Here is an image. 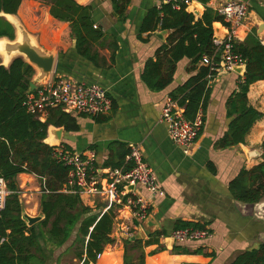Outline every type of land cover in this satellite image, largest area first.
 Wrapping results in <instances>:
<instances>
[{
  "label": "crops",
  "instance_id": "crops-1",
  "mask_svg": "<svg viewBox=\"0 0 264 264\" xmlns=\"http://www.w3.org/2000/svg\"><path fill=\"white\" fill-rule=\"evenodd\" d=\"M25 1L27 5L34 2ZM225 1L210 0L207 6L218 11ZM233 1L250 4L249 16L238 30L240 41L244 42L253 30L258 29L256 16L264 20V0ZM76 2L92 6L95 26L104 34L102 39L93 43V51L98 52L109 65L98 66L79 55L69 24L53 20L45 29L46 33H51L50 37L46 35L40 40L46 50L56 52L51 79L65 76L78 83L105 87L112 100V110L98 118L69 114L77 117L79 131L69 133L73 136L72 141H62L61 144L79 153L95 151V167L99 174L112 169L106 164H116L132 144H139L166 194L153 200L149 221L146 219L139 223L128 211L116 214L112 235L115 242L105 248L96 264H124V240L128 239L123 235L136 236L140 227L147 235L144 240L161 232L160 243L145 248V264H231L240 254L258 248L264 243V197L255 205L242 204L234 200L229 186L242 169L251 170L264 162V117L254 124L244 144L227 149L216 148V143L229 131L232 119L228 117L227 103L238 90L242 76L231 72L220 75L212 84L210 98L200 109L204 126L193 151L185 154L170 139L168 128L160 117L166 99L196 76L197 71L188 72L190 61L183 59L177 65L173 82L158 92L151 91L142 79L146 63L156 61L158 51L170 35V32H164V37L160 38L155 32L141 34L145 19L157 7L156 2L130 0L124 20L114 12L111 0ZM192 2L199 4L202 18L204 5L198 0ZM31 14L26 12V17ZM214 27L224 31L221 23H216ZM248 99L249 106L264 115V81L250 87ZM50 139L48 135L45 141ZM249 154L254 158H249ZM25 178L30 183L37 179L33 175L21 174L17 181ZM41 190H36L40 196ZM142 193L147 196L145 191ZM40 202L41 197L36 209H39ZM89 208L94 213L108 211L106 204L99 199ZM179 222L200 224L211 237L175 243L171 247L166 244V239L176 231ZM75 238L76 233L63 247L54 251L52 260L46 264H82L74 255V250L68 251ZM175 247L190 252H174ZM69 252L73 254L69 255ZM68 256H73L71 261L65 260Z\"/></svg>",
  "mask_w": 264,
  "mask_h": 264
},
{
  "label": "trees",
  "instance_id": "trees-1",
  "mask_svg": "<svg viewBox=\"0 0 264 264\" xmlns=\"http://www.w3.org/2000/svg\"><path fill=\"white\" fill-rule=\"evenodd\" d=\"M24 1L0 0V40H15V29L2 14L20 16ZM32 1L49 9L48 24L53 20L69 24L79 55L98 66L109 65L93 51V43L102 39L104 34L95 26L91 5L83 6L76 0ZM209 1L198 0L205 7L199 20L187 12L185 6L181 10H174L171 5L160 9L155 7L141 29V34L158 30L170 32L156 61H148L142 73V79L151 91L166 89L173 82L177 65L183 59L190 61L188 72L197 71L196 76L171 96L174 99L182 97L180 104L189 121L195 119L210 98L212 86L206 80L209 72L200 63L204 56L214 52V25H226L219 12L207 6ZM111 2L114 12L124 20L130 0ZM26 28L29 29L27 22ZM231 45L232 53L246 65V74L240 77L238 90L228 100V117L232 120L228 133L216 143V148L220 149L244 144L254 124L264 117L249 106L248 99L250 87L264 81V45L257 30H253L244 42L232 41ZM114 53L115 48L111 61ZM35 74L34 68L22 58L14 59L9 67L1 65L0 61V177L11 192L5 208L0 211V264H46L52 260L53 248L63 247L74 233L76 238L68 251L74 250L82 264H96L98 255L115 242L112 235L117 216L113 210L94 213L78 194L70 193L67 182L71 168L53 157V148L45 140L51 126L64 128L68 133L78 132V119L60 108L51 110L45 123L27 113L23 103ZM128 153L129 149L122 153L116 164L107 163L106 166L121 167ZM21 174L33 175L41 182L40 213L44 220L31 227L22 219L21 190L17 181ZM65 188L68 192H64ZM229 191L239 203H260L264 197V162L251 170L242 169L230 183ZM204 228L200 224L179 222L176 230ZM160 236L161 232H156L148 240H124V264H145V248L159 244ZM179 251L190 252L175 247L174 252ZM231 264H264V243L240 254Z\"/></svg>",
  "mask_w": 264,
  "mask_h": 264
},
{
  "label": "built area",
  "instance_id": "built-area-1",
  "mask_svg": "<svg viewBox=\"0 0 264 264\" xmlns=\"http://www.w3.org/2000/svg\"><path fill=\"white\" fill-rule=\"evenodd\" d=\"M160 9L164 5H171L174 10H181L183 6L190 12L192 0H154ZM249 2L233 1L222 5L218 12L224 18V31L228 37L222 40L220 36H213L215 49L213 54L203 57L200 65L208 69L206 80L209 86L220 77L224 69L228 73L233 68L244 63L235 56L231 49L232 41H240L239 28L249 16ZM193 14V13H192ZM194 15V14H193ZM264 45L263 39H260ZM220 58V60H219ZM182 97L174 99L168 97L161 112L160 121L166 124L170 139L185 153L193 151L197 139L204 126L203 114L198 112L193 121L185 118V108L181 106ZM28 114L35 116L45 123L50 111L62 109L68 114H80L91 118H98L109 114L112 110V100L108 90L98 84L78 83L65 76L50 79L48 83L38 86L29 92L23 103ZM53 157L64 166L70 167L67 187L70 193L78 194L84 205L91 206L96 199L103 201L107 208L122 215L128 211L134 220L144 222L150 207L157 197H164L158 176L146 162L143 147L132 144L123 165L119 168L105 170L99 174L95 168L96 152H76L65 145L53 146ZM133 186V190L128 187ZM42 191V190H41ZM146 192L147 196L142 195ZM64 192H68L65 188ZM11 194L6 181L0 177V211L5 208L7 197ZM22 192H20L21 196ZM175 243L199 241L211 237L206 230L183 229L173 232ZM102 254L98 255L100 259Z\"/></svg>",
  "mask_w": 264,
  "mask_h": 264
},
{
  "label": "water",
  "instance_id": "water-1",
  "mask_svg": "<svg viewBox=\"0 0 264 264\" xmlns=\"http://www.w3.org/2000/svg\"><path fill=\"white\" fill-rule=\"evenodd\" d=\"M84 1H88V0H84ZM233 2V0H226L225 4L231 3ZM78 3V2H77ZM80 4V3H78ZM82 5V4H80ZM84 6V5H83ZM190 11L196 16V20L200 19V11L201 8L199 6V4L197 2H194ZM2 16H4L14 27L15 29V40L9 42L7 41L8 44V53L13 55H20L22 57H24V61L29 64L30 66H32L36 72L32 82H31V87H30V91L32 92L34 90L37 89L38 86L44 85L46 83H48V81L51 79L52 74L54 72V67H55V63H56V52L55 50H46L43 49L42 47L39 46V44L37 45V43L35 41H33L32 35L29 34V32L27 31V29L25 30V28L19 23V21L17 20L15 15H10L14 17V20H9L8 16L9 15H5L2 14ZM256 24L258 25V29H257V36L259 37V39H263L264 36V20L260 17V16H256ZM19 30L23 31L24 34V39L21 43H17V32ZM164 32L167 31H163V32H155V35L163 38L164 37ZM214 34L216 36H220L222 40H225L228 37V33H226L225 31H222L219 27H214ZM8 40V39H7ZM12 60V57L10 59V62ZM9 62V64H11ZM8 64V65H9ZM5 67H9L8 65H4L1 64ZM233 71L244 77L246 74V65L243 64L241 66H236L233 68ZM228 72L226 70H222L220 75H227ZM52 131L53 137H54V141L53 143H49L48 141H45V143L47 145H49L50 147L56 146L61 144L62 141H72L73 136H71L68 132H64V128H54L53 126H51L49 128L48 131V135L50 136V133ZM249 158H254L252 157V154H249ZM129 190H133L134 187L133 186H129L128 187ZM22 219L27 223V225L29 227L41 222L42 220H44V215L40 214L37 217H33L31 215H29L25 209H23L22 207ZM147 220H150V217L148 216ZM124 238L134 242L136 240H144L147 238L146 233L143 231V228L140 227V231L139 234L136 236H131L129 237L128 234H124L123 235ZM166 244L170 245L171 247L174 246L175 244V240L172 237H169L166 239Z\"/></svg>",
  "mask_w": 264,
  "mask_h": 264
},
{
  "label": "rangeland",
  "instance_id": "rangeland-1",
  "mask_svg": "<svg viewBox=\"0 0 264 264\" xmlns=\"http://www.w3.org/2000/svg\"><path fill=\"white\" fill-rule=\"evenodd\" d=\"M27 10V11H26ZM31 12L32 14L30 15L29 18L26 17V12ZM20 16H16L17 20L19 21V23L25 28V30L27 29V31L29 32L30 35H32V40L35 41L37 43V45L39 44L40 47H42L43 49H45L41 44H40V40L41 38H46L50 37L51 33L45 32L46 27H48V22L49 20L47 12H48V8L44 5H42L41 3L38 4L37 2H33L30 5L26 4V1H24L22 7H21V11H20ZM26 22L29 24V29L26 28ZM6 41H9L6 39ZM11 42V41H9ZM16 58H23L20 55H13L12 56V60L11 62L16 59ZM0 61L1 64H3V59L0 56ZM10 62V63H11ZM10 65V64H9ZM8 65V66H9ZM19 186H20V190L22 192L21 194V200H22V204H23V209L26 210V212L33 216V217H37L40 215V207L39 209H36V205H38V201L40 199V192H37L36 190H38V188L41 189V182L40 180L37 178L35 181H31L28 182L25 179H20L18 180ZM57 248H53V250L55 251ZM69 255H72L73 252H69ZM73 256H68L66 257V261H71V258ZM70 264V263H69Z\"/></svg>",
  "mask_w": 264,
  "mask_h": 264
},
{
  "label": "bare ground",
  "instance_id": "bare-ground-1",
  "mask_svg": "<svg viewBox=\"0 0 264 264\" xmlns=\"http://www.w3.org/2000/svg\"><path fill=\"white\" fill-rule=\"evenodd\" d=\"M8 18H9V20H14V17H13V16H10V15H9ZM23 39H24L23 31H22V30H19V31L17 32V40H16V42H17V43H21V42L23 41ZM0 56H1L2 59H3V64H4V65H8L9 62H10V59H11V57H12V54H9V53H8V44H7L6 39H1V40H0ZM50 137H51V139L48 140V142H49V143H53V142H55V141H54L53 134H52V131H51V133H50Z\"/></svg>",
  "mask_w": 264,
  "mask_h": 264
}]
</instances>
